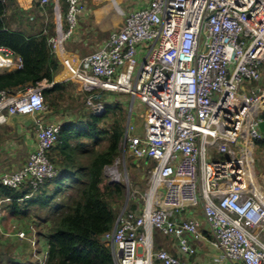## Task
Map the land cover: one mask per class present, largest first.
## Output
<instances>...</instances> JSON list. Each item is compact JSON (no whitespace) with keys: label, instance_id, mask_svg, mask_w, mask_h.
Returning <instances> with one entry per match:
<instances>
[{"label":"built area","instance_id":"1","mask_svg":"<svg viewBox=\"0 0 264 264\" xmlns=\"http://www.w3.org/2000/svg\"><path fill=\"white\" fill-rule=\"evenodd\" d=\"M38 1L45 6L50 0ZM65 2L62 16L54 1L48 43L66 80L81 82L95 114L105 108L94 93L98 89L127 94L146 108L141 134L127 122L122 149L154 163L150 187L140 211H122L104 235L114 263L191 264L156 249L154 231L173 239L182 254L195 255L191 241L199 238L200 221L178 215L201 206L220 264H264V176L254 165L256 142L263 137L264 88L258 83L264 80V0H149L130 11L102 47L73 61L64 57V45L84 7L80 0ZM22 64L11 49L0 47V73ZM43 87L15 94L0 89V125L13 116L38 115L32 122L36 147L21 167L0 176L3 186L35 191L58 174L50 151L60 124L44 121ZM104 171L118 182L115 166Z\"/></svg>","mask_w":264,"mask_h":264},{"label":"trees","instance_id":"2","mask_svg":"<svg viewBox=\"0 0 264 264\" xmlns=\"http://www.w3.org/2000/svg\"><path fill=\"white\" fill-rule=\"evenodd\" d=\"M9 8H12L10 13ZM21 13L24 11L13 0H0V47L11 49L23 63L20 69L0 73V89L12 94L51 83L59 69L48 43V36L54 34V25L49 21L46 33L42 23L40 27L36 26L37 22L32 28L23 27L26 20L20 18ZM65 84L43 87L49 108H57ZM107 106L101 114L90 113L86 120L78 123H59L58 140L51 152L57 151L60 158L57 161L50 156L58 167L55 179L43 182L35 191L27 185L13 189L0 184L1 211L5 209L21 219L30 215L29 207L46 210L42 221L50 225L40 233L48 249L44 264H115L111 248L102 236L114 226L117 212L113 204L124 196V188L108 184L103 168L120 155L124 126L122 117L115 119L111 131L100 126L112 111L111 106ZM262 117L264 119V113ZM82 138L92 139L93 147L86 148ZM106 138V146L97 150L96 146H101ZM256 148L264 150V133L256 142ZM67 191L70 194L67 195ZM62 192V199L57 200ZM192 256L186 259L195 264L190 260ZM0 264L7 262L0 260ZM16 264L23 263L17 261Z\"/></svg>","mask_w":264,"mask_h":264},{"label":"rangeland","instance_id":"3","mask_svg":"<svg viewBox=\"0 0 264 264\" xmlns=\"http://www.w3.org/2000/svg\"><path fill=\"white\" fill-rule=\"evenodd\" d=\"M9 10V13L12 12V8H9ZM20 16H23L20 18L25 20V13H21ZM121 18V16H115L114 22L116 27L121 24L118 21ZM36 21V26L38 25V27H40L42 21L40 19H37ZM95 49H97V47L91 46L89 52L85 53V55L91 53ZM61 79L62 82H68L64 85V89L61 92L62 96L58 99L57 108L54 110L47 106L48 108L46 111L42 113V115H44V121L46 123L56 121V123H61L62 121L78 123L79 121L86 120L89 117V111L86 108V99L88 94L82 88L81 82L75 80L72 82L71 80ZM258 86L264 88V80L261 83H258ZM94 93L100 95V98L102 99L101 102L104 103L105 107L107 105L109 107L111 106V110L113 111L109 112L105 123L100 124L102 128L111 131L115 119L117 117H122V126L126 128L127 121L130 118L131 123L135 127V133H142L145 107L141 102L138 100L132 101L129 95L119 92H109L98 89ZM46 103L48 105V101H46ZM262 112L264 113V108L262 109ZM37 117L38 115L35 117L23 116L20 117V120L22 121L23 118H27L28 120L30 119V121H34ZM10 121L11 119L8 120L7 124H11L9 123ZM13 136L14 135H12V137ZM82 140L84 141L86 148L93 147L92 139L82 138ZM107 143L108 140L106 138L101 146H96V149L98 150L103 148ZM50 156L52 159H56L57 161L60 158L57 151H52ZM254 165L257 175L259 177L264 176V150L257 149L256 147L254 150ZM113 166H115L120 173L118 182L112 181L111 177L107 175L105 171L103 172V176L108 184H119L124 188V196L115 200V203L113 204L117 212V216L125 209L139 212L146 202V194L150 187L149 170L153 167V163L151 161L135 159L129 154H125L124 156V150L122 149L120 155L114 160ZM66 194H70V191H67ZM63 195V192L59 194L57 196V200L62 199ZM193 210L196 218L199 219L202 214L201 206H197ZM1 212L2 211H0V214ZM29 212L30 215L27 218L21 219H18L17 217L9 219L6 215H1L0 260H2L3 263L7 262V264H16L18 261L23 264L26 262L29 264H39L43 261L44 255L46 257V254H44L47 253V251H45L46 246L44 245V237L40 234L46 231L50 225V222L43 223L42 221L43 217L47 215L46 210H34L33 207H29ZM38 215H40V217ZM28 230L29 233L26 234L27 238H22V241H14L13 237L15 232H27ZM31 231H33V233H31ZM2 233L10 235L5 236Z\"/></svg>","mask_w":264,"mask_h":264},{"label":"crops","instance_id":"4","mask_svg":"<svg viewBox=\"0 0 264 264\" xmlns=\"http://www.w3.org/2000/svg\"><path fill=\"white\" fill-rule=\"evenodd\" d=\"M13 1L26 14V17H24L26 22L22 24L23 27L32 28V24L37 22V19H40L43 23L44 33H46V29L50 28L49 21L54 25L53 6L55 0H50L45 6H41L38 0ZM80 2L84 7L82 14L78 16L75 30L64 45V57L69 61L78 59L83 54L85 55V53L89 52L91 46L97 47V49L102 47L112 31L123 28L125 16L129 12L147 6L149 0H80ZM59 3L61 4L63 16L67 5L65 0H59ZM116 15L122 17L118 20L121 23L117 26L118 28L114 22ZM62 21L65 28L64 18H62ZM52 54L55 55L54 53ZM55 58L59 63V69L55 73L52 83H60L62 82L61 78H64L66 73L60 58H57V56ZM86 108L90 114L91 109L87 106ZM20 117L23 116L10 117L11 121L9 123L11 124L0 125V176L4 172L15 171L21 167L26 162L29 153L36 147V133L33 121L27 118H23L21 121ZM12 135L14 136L12 137ZM1 215H6L9 219L15 218L12 213L6 212L5 209H2ZM178 216L183 218L186 216L196 217L194 210L191 208H184ZM198 220L200 221L198 228L199 238L196 241H191L196 247V254L190 257V260L194 261L195 264H220L218 259L221 258V252L211 245L208 225L203 219L202 214ZM13 238L14 241H22L17 240L15 237ZM43 240L44 245L47 246L45 238ZM155 247L166 249L176 257L188 258L177 249L173 243V239L163 237L159 234V231L156 233Z\"/></svg>","mask_w":264,"mask_h":264},{"label":"clouds","instance_id":"5","mask_svg":"<svg viewBox=\"0 0 264 264\" xmlns=\"http://www.w3.org/2000/svg\"><path fill=\"white\" fill-rule=\"evenodd\" d=\"M54 27H55V25H54ZM50 36V35H49ZM49 36H48V38H49ZM70 39V38H69ZM99 49V48H98ZM97 50V49H96ZM95 51V50H94ZM52 53V52H51ZM55 56V55H54ZM65 73H66V71H65ZM64 80H66V74H65V77L63 78ZM70 80V79H69ZM71 81H73V80H71ZM52 83V82H51ZM49 83V84H45V85H43L44 87H46V85L47 86H51V85H53V84H55V83ZM61 83V82H60ZM63 83V82H62ZM51 84V85H50ZM33 87H35V86H33ZM19 92H22V91H19ZM109 92H111V91H109ZM88 94V93H87ZM100 101H102V99L100 98V95H99V98H98ZM134 101V100H133ZM103 103V102H102ZM104 104V103H103ZM104 107H105V105H104ZM145 107V106H144ZM146 109V108H145ZM104 110H105V108H104ZM91 113H93L92 111H91ZM93 114H95V113H93ZM98 115V114H97ZM145 116V115H144ZM131 119L129 118V120L128 121H130ZM264 120V119H263ZM127 121V122H128ZM131 122V121H130ZM144 122V121H143ZM4 125V124H3ZM124 133H125V127H124V130H123V136H122V140H121V142H120V149L122 150V144H123V139H124ZM262 133H264V132H262ZM256 147V146H255ZM125 154H129V153H124V156H125ZM130 155V154H129ZM132 156V155H131ZM134 157V156H133ZM135 158V157H134ZM135 159H138V158H135ZM141 159H145V160H148V161H150L149 159H146V158H141ZM140 160V159H139ZM114 164V162L112 163V164H109V165H106V166H112ZM56 165V164H55ZM105 166V167H106ZM153 166H154V163H153ZM105 167H104V170H105ZM153 168V167H152ZM151 168V169H152ZM150 169V170H151ZM149 170V171H150ZM104 172V171H103ZM58 175V174H57ZM57 175H56V177H57ZM56 177H54L53 179H55ZM104 177V176H103ZM53 179H51V180H53ZM27 196V195H26ZM195 209V208H194ZM125 210H128V209H125ZM124 211V210H123ZM118 217V216H117ZM116 220H117V218H116ZM115 223H116V221H115ZM115 223H114V225H115ZM114 227V226H113ZM113 227H112V229H113ZM111 229V230H112ZM111 230H109V231H111ZM108 231V232H109ZM107 233V232H106ZM105 233V234H106ZM156 233H158L157 231H154V237H155V243H156ZM104 234V235H105ZM160 234V233H159ZM104 235L102 236V240H105V241H107L105 238H104ZM15 237V236H14ZM164 237V236H163ZM16 238V237H15ZM104 238V239H103ZM16 239H18V238H16ZM18 240H22V239H18ZM107 243H108V245L110 246V244H109V242L107 241ZM155 243H154V245H155ZM156 248V247H155ZM156 249H158V248H156ZM48 249H47V246H46V249H45V251H47ZM44 254H46V259H47V257H48V252L47 253H44ZM45 259V260H46ZM42 262V261H41ZM45 263V261L43 262V264ZM38 264V263H37ZM39 264H41V263H39Z\"/></svg>","mask_w":264,"mask_h":264},{"label":"water","instance_id":"6","mask_svg":"<svg viewBox=\"0 0 264 264\" xmlns=\"http://www.w3.org/2000/svg\"><path fill=\"white\" fill-rule=\"evenodd\" d=\"M259 129L261 132H264V120L263 119L259 122Z\"/></svg>","mask_w":264,"mask_h":264},{"label":"bare ground","instance_id":"7","mask_svg":"<svg viewBox=\"0 0 264 264\" xmlns=\"http://www.w3.org/2000/svg\"><path fill=\"white\" fill-rule=\"evenodd\" d=\"M67 82V81H66ZM30 197V196H29ZM154 197V200L158 201V199H156V197H159V192L155 193V195L153 196ZM27 198V197H26ZM9 203V202H8ZM7 203V204H8Z\"/></svg>","mask_w":264,"mask_h":264}]
</instances>
